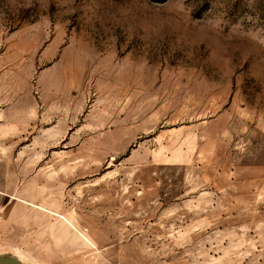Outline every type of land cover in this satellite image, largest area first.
Masks as SVG:
<instances>
[{"label":"rangeland","instance_id":"obj_1","mask_svg":"<svg viewBox=\"0 0 264 264\" xmlns=\"http://www.w3.org/2000/svg\"><path fill=\"white\" fill-rule=\"evenodd\" d=\"M0 175L2 256L264 264V0H0Z\"/></svg>","mask_w":264,"mask_h":264},{"label":"crops","instance_id":"obj_2","mask_svg":"<svg viewBox=\"0 0 264 264\" xmlns=\"http://www.w3.org/2000/svg\"><path fill=\"white\" fill-rule=\"evenodd\" d=\"M7 186V182L2 181L0 177V212H2L3 210H7L8 206L13 202V200L11 199H14L13 195L8 194Z\"/></svg>","mask_w":264,"mask_h":264},{"label":"water","instance_id":"obj_3","mask_svg":"<svg viewBox=\"0 0 264 264\" xmlns=\"http://www.w3.org/2000/svg\"><path fill=\"white\" fill-rule=\"evenodd\" d=\"M0 264H22L20 261H18L15 258H12L10 256H0Z\"/></svg>","mask_w":264,"mask_h":264},{"label":"bare ground","instance_id":"obj_4","mask_svg":"<svg viewBox=\"0 0 264 264\" xmlns=\"http://www.w3.org/2000/svg\"><path fill=\"white\" fill-rule=\"evenodd\" d=\"M1 256V255H0ZM18 261H20V263H22V264H26V263H24V262H22L21 260H19V259H17Z\"/></svg>","mask_w":264,"mask_h":264}]
</instances>
